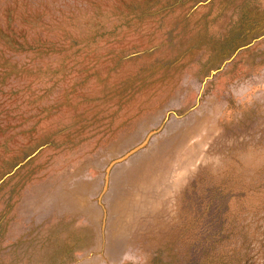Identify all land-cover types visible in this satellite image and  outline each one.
<instances>
[{
    "label": "rangeland",
    "instance_id": "rangeland-1",
    "mask_svg": "<svg viewBox=\"0 0 264 264\" xmlns=\"http://www.w3.org/2000/svg\"><path fill=\"white\" fill-rule=\"evenodd\" d=\"M263 7L0 0V264H264Z\"/></svg>",
    "mask_w": 264,
    "mask_h": 264
},
{
    "label": "crops",
    "instance_id": "crops-1",
    "mask_svg": "<svg viewBox=\"0 0 264 264\" xmlns=\"http://www.w3.org/2000/svg\"><path fill=\"white\" fill-rule=\"evenodd\" d=\"M259 11H263V12H264V7H263L262 9H260ZM248 34L251 35L252 33H248ZM255 37H260V38H262V37H264V33H263V34H260V33H259V34H255L252 38L255 39ZM252 42H254V41L252 40ZM252 42H251V43H252ZM76 199H77V198H76ZM76 199H75V200H76ZM81 217H84V215L81 214ZM90 225H91V226H95L94 224H90Z\"/></svg>",
    "mask_w": 264,
    "mask_h": 264
}]
</instances>
